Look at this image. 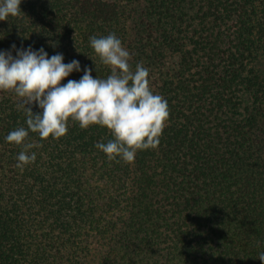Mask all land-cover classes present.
<instances>
[{"label": "trees", "instance_id": "obj_1", "mask_svg": "<svg viewBox=\"0 0 264 264\" xmlns=\"http://www.w3.org/2000/svg\"><path fill=\"white\" fill-rule=\"evenodd\" d=\"M20 9L0 21V50L43 47L106 78L89 37L114 33L170 114L157 148L132 164L94 147L109 130L70 121L58 140L29 134L42 146L21 171V149L5 137L26 116L0 92V264H262L264 0H22Z\"/></svg>", "mask_w": 264, "mask_h": 264}, {"label": "clouds", "instance_id": "obj_2", "mask_svg": "<svg viewBox=\"0 0 264 264\" xmlns=\"http://www.w3.org/2000/svg\"><path fill=\"white\" fill-rule=\"evenodd\" d=\"M21 3L0 0V21L19 16ZM89 45L110 70L106 78H94L92 69H81L76 59L64 63L62 53L49 56L43 47L17 49L12 45L0 50V92L17 97L16 107L26 116V127L5 137L7 143L21 149L17 169L22 171L34 163L37 154L32 149L42 146L27 142L30 133H37L40 140H58L67 134L70 121L81 129L96 125L109 130L112 139L94 145L109 162L132 164L138 152L159 145L170 113L168 101L150 86L148 68L138 62L133 69L131 53L114 33L90 36ZM81 71L79 80L61 83ZM32 106L39 111L33 113ZM258 259L264 264V252Z\"/></svg>", "mask_w": 264, "mask_h": 264}]
</instances>
